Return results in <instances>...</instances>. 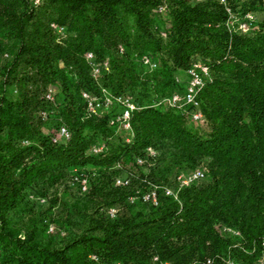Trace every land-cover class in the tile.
<instances>
[{
  "label": "trees",
  "instance_id": "1",
  "mask_svg": "<svg viewBox=\"0 0 264 264\" xmlns=\"http://www.w3.org/2000/svg\"><path fill=\"white\" fill-rule=\"evenodd\" d=\"M188 69L197 106L168 105ZM263 238L264 0H0V264H262Z\"/></svg>",
  "mask_w": 264,
  "mask_h": 264
},
{
  "label": "built area",
  "instance_id": "2",
  "mask_svg": "<svg viewBox=\"0 0 264 264\" xmlns=\"http://www.w3.org/2000/svg\"><path fill=\"white\" fill-rule=\"evenodd\" d=\"M40 0H32V3L35 5L39 2ZM246 17H250L249 15H246ZM51 26H53V24H50ZM240 28L244 29V24L241 23L239 25ZM92 55L90 52L86 53V58L87 59H91ZM142 61L144 63H149L148 62V58L143 57ZM93 71L96 72L97 71V67L94 63H91ZM193 67L197 68L199 70L200 73L203 74H207V70L205 66H201L199 64H194ZM188 74H189V78L187 83L184 86V91L181 94L178 93H174L171 96L165 98V101L168 105H172V106H177V107H182L184 105H192V106H197V100H196V93L198 88L201 86V77H200V73L199 72H195L194 70H187ZM45 97L47 99L51 98V93L50 90H48V92L45 94ZM82 97L85 98V103H86V107L88 109V111L92 112V113H96L98 110H100L102 107H106L108 106L111 101L115 100L119 103H121L124 108L122 109L121 113L116 115L112 120L111 123H118L120 125V127H122L123 129H129V121H128V117H129V112L130 110L133 109V105L130 103L128 97H121L119 95L117 96H108L105 95L104 98L102 100H98L97 98L88 95L87 93L83 92L82 93ZM191 118L193 120H201V114L199 111H194L191 114ZM58 132L60 135L63 136H67V131L63 126H60L58 128ZM100 149V146H93L92 147V151L96 152ZM202 176V172L199 170H194L193 172H191L190 174L186 175V176H178L177 178L179 179L181 184H187L189 181L199 178ZM84 180H81V189H84V185H83ZM116 184H124L125 181H122L120 179H116L115 180ZM141 199L143 201H151L153 203H155V191L154 190H150L148 192H145L141 195ZM110 214L113 213V209H111L109 211ZM261 246L264 248V238L261 241ZM152 260L154 261H158L156 256L152 257ZM261 262L262 264H264V256H261ZM158 264H169V262L167 261H159ZM205 264H209V261L206 260Z\"/></svg>",
  "mask_w": 264,
  "mask_h": 264
}]
</instances>
